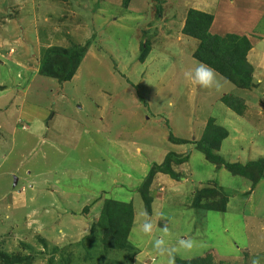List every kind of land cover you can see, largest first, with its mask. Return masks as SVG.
Segmentation results:
<instances>
[{"label": "rangeland", "instance_id": "obj_1", "mask_svg": "<svg viewBox=\"0 0 264 264\" xmlns=\"http://www.w3.org/2000/svg\"><path fill=\"white\" fill-rule=\"evenodd\" d=\"M124 1L0 0V109L7 107L0 113V251L35 255L32 264H138L147 253L155 264H168L170 258L153 249L167 224L164 238L180 260L212 254L223 264H251L253 258L264 264V178L254 187L215 167L196 145L208 117H216L219 126L238 124L243 135L226 138L214 153L227 152L228 163L264 159V77L256 89L236 88L227 79L219 91L193 84L184 73L199 63L193 58L198 42L182 34L191 9L214 15L215 32L251 31L252 42L260 41L248 60L259 75L264 0ZM146 39L150 52L141 62ZM88 42L71 81L60 86L37 72L43 48ZM227 94L239 101L242 115L222 102ZM23 96L19 114L15 107ZM40 119L48 124L43 133L34 129ZM170 133L190 143L175 145ZM173 151L191 156L174 166L180 181L158 174L151 184L153 236L133 227L129 241L139 253L133 260L125 250H103L90 236L99 206L107 199L133 202L140 224L141 185L154 163ZM205 186L228 194L227 212H209L199 221L191 205ZM204 222L211 223L207 231ZM183 238L198 246L179 249Z\"/></svg>", "mask_w": 264, "mask_h": 264}, {"label": "trees", "instance_id": "obj_2", "mask_svg": "<svg viewBox=\"0 0 264 264\" xmlns=\"http://www.w3.org/2000/svg\"><path fill=\"white\" fill-rule=\"evenodd\" d=\"M131 0H125L124 5L128 6ZM160 12V11H159ZM215 16L209 13L191 9L186 13L182 34L188 38L196 40L198 43L196 50L193 53V58L199 63H204L214 68L220 76L226 78L229 82L239 89H256L258 82L255 78V67L248 60V55L260 40H254L249 36V33L229 32L220 30L215 32L213 27ZM156 33L153 35L155 36ZM142 45V54L140 61L144 62L148 57L150 48L149 40H144ZM91 42V40H90ZM90 42L84 46L75 45L70 48L61 46H52L42 51V62L40 63V74L44 77L54 79L59 84L69 82L76 75L79 66L81 65L87 50L90 47ZM232 94L223 96L222 102L236 114L242 115L243 110L232 99ZM229 132L218 125L216 117H208V122L205 126L203 136L197 142V147L203 152L207 161L215 167H220L228 170L235 176H241L254 183H257L264 178V159L250 161L246 164L228 163L219 154L214 153V150H220L222 142L228 138ZM170 140L175 145H183L190 143L186 140H175L170 133ZM194 143V142H191ZM191 154L179 155L174 151L165 156L164 160L159 163H154L153 168L149 172L145 181L142 183L139 190L141 199L149 215L153 212V198L150 195V187L153 180L158 174L168 175L174 180L180 181L182 177L174 170V166L182 165L190 159ZM203 182V181H202ZM200 186V185H199ZM197 187V186H196ZM196 197L192 201L191 209L199 217L201 221L209 212L226 213L228 194L216 187L205 186L203 189L198 187ZM249 195V192L245 193ZM220 197L219 201H211L210 198ZM94 204V203H93ZM93 204L91 206H93ZM100 216L94 224L90 236L94 239H99L100 243L104 244L103 250H125L131 256V260L137 254L136 250L130 244L129 238L135 227L136 206L133 202L121 200H106L102 206L98 208ZM88 209H86L87 211ZM195 221V227L198 221ZM200 221V220H199ZM204 230L211 228V223L204 222ZM101 232V233H100ZM100 236V237H99ZM46 244V243H45ZM47 245V244H46ZM29 248V247H28ZM30 249V248H29ZM57 250L55 249L56 253ZM35 255L22 257L20 255H10L7 252L0 251L1 264H32ZM175 264H223L218 256L208 254L189 260H180L174 257ZM50 262L49 264H51Z\"/></svg>", "mask_w": 264, "mask_h": 264}, {"label": "clouds", "instance_id": "obj_3", "mask_svg": "<svg viewBox=\"0 0 264 264\" xmlns=\"http://www.w3.org/2000/svg\"><path fill=\"white\" fill-rule=\"evenodd\" d=\"M184 77L186 80L191 81L201 88L217 91H219L223 87L224 82H226V78L220 77V74L214 68L204 63H198L195 68L186 70ZM139 215L142 217V222L138 226L139 231L146 237L153 236V233L157 230V226L154 224L152 216L149 215L146 208L142 209ZM158 230L162 235L154 239L153 249L159 256L169 257L168 264H175L174 254L178 249L176 247H170L164 238L169 235L167 224ZM197 246L198 242L192 238H183L178 241V248L186 252L192 251ZM36 264H43V262L37 260ZM251 264H260V259L253 258Z\"/></svg>", "mask_w": 264, "mask_h": 264}, {"label": "crops", "instance_id": "obj_4", "mask_svg": "<svg viewBox=\"0 0 264 264\" xmlns=\"http://www.w3.org/2000/svg\"><path fill=\"white\" fill-rule=\"evenodd\" d=\"M217 19H216V17H215V21H216ZM215 23V22H214ZM216 28V27H215ZM219 32V31H218ZM51 47V46H50ZM49 47V48H50ZM44 49V48H43ZM46 49V48H45ZM256 52H258L257 50H256ZM14 54V53H13ZM13 54H9L10 56H13ZM34 54V53H33ZM257 54V53H256ZM256 54H254V51H252L251 52V55H250V57L252 56V57H255L256 56ZM8 55V56H9ZM35 55V54H34ZM2 64H4V63H2ZM24 66V65H23ZM40 69L37 71L39 74H40ZM41 75V74H40ZM42 76V75H41ZM254 76H255V78L257 79V82L258 83H261V77L263 76L264 77V65H262L261 67H260V74L259 75H255L254 74ZM44 77V76H43ZM31 80V79H30ZM259 80H260V82H259ZM58 85H60V86H62L64 83H62V84H59L57 81H55ZM66 83V82H65ZM50 87H52V86H54V85H52V84H50L49 85ZM1 88H3L1 85H0V89ZM54 88L56 89V90H58L57 89V87L56 86H54ZM24 96H23V98H22V100H21V105H18V101L20 100V98H17V99H11V100H9L8 101V106H9V108H10V106H12L13 104H17L18 106H17V108L15 107V110H16V113L18 112L19 114L22 112V109H23V107H24ZM7 105V104H6ZM6 106H4V107H2L1 109H0V113H2V112H5L6 111ZM230 118H234V119H236V122L237 123H239V124H241V120H240V118L239 117H230ZM242 118V117H241ZM243 119V118H242ZM244 120V119H243ZM244 122L245 123H248V124H250V125H253V122H252V120H250V121H248L247 120V122L244 120ZM43 123H45L44 122V120H42V119H40V121H39V124L34 128L35 130H37V132L39 133L40 132V130H42V133L45 131V127L43 126ZM19 124H23V123H21V122H19ZM46 124V126L48 125L47 123H45ZM25 129L27 128H30L29 126H26L25 124H23L22 125ZM222 128H225L228 132H229V134H230V136H228V138L229 137H234V138H238V136H242L243 135V129H242V127H239L238 126V124H237V126H236V128H234V127H232L231 125H229V124H225L224 123V125L223 126H221ZM39 130V131H38ZM239 141V140H238ZM241 142L242 143H244V141H239V144H241ZM239 144H237V145H239ZM237 145H235V147H237L238 148V146ZM243 145V144H242ZM222 148H223V145H222ZM234 147H232V149H233ZM224 149V148H223ZM231 149V150H232ZM244 152H246V150L244 151ZM243 152V153H244ZM222 154V155H221ZM221 154H219L224 160H225V155L227 154V152H225V153H221ZM243 155V154H242ZM248 159H249V157H248ZM244 160H246V159H244ZM246 163H248V162H246ZM245 163V164H246ZM154 213V212H153ZM153 215V214H152ZM159 216H161V215H159ZM158 217V216H157ZM166 223H167V221H165ZM139 225V221L138 220H136L135 221V227L136 226H138ZM146 252H143V254H145ZM137 254H139V253H137ZM147 254H149L148 256H145V258H146V260H144L143 261V263H139L138 262V264H155V259H157L156 257H155V255H152V254H150V253H147Z\"/></svg>", "mask_w": 264, "mask_h": 264}]
</instances>
